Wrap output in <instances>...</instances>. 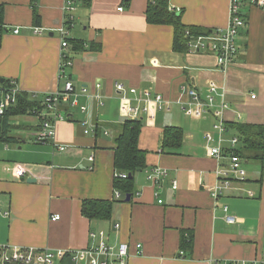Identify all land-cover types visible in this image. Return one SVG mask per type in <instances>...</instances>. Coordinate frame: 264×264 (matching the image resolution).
Returning <instances> with one entry per match:
<instances>
[{"label": "crops", "instance_id": "1", "mask_svg": "<svg viewBox=\"0 0 264 264\" xmlns=\"http://www.w3.org/2000/svg\"><path fill=\"white\" fill-rule=\"evenodd\" d=\"M0 3L6 5L7 27L0 46V79L16 80L22 92L41 101L62 89L59 28L67 26L71 79L78 90L85 87L100 95L81 98L85 112L78 107L68 110L67 119L56 123L55 142H35L37 115L10 119L15 140L0 141V212L9 211L0 213V245L78 250L94 245L91 234L97 233L111 243H127L128 264H212L264 257V166L243 162L246 179L234 177L214 198L219 164L208 156L205 142L214 120L194 119L178 106L159 113L154 121L144 120L140 147L148 151L147 168L135 175L133 198L121 196L109 220H90L81 211L85 199H113L121 193L114 187L113 137L126 117L118 109L117 80L171 99L184 85L205 93L217 82L228 89L227 122L264 123V10L243 6L247 25L237 39L239 55L224 72L212 53L173 50V27L146 21L148 0L128 5L125 0L78 2L71 14L65 10L66 0H37L41 33L34 30L32 0ZM170 7L180 11L187 25L224 29L229 23L230 0H170ZM68 15L73 19L67 21ZM74 40L83 42L85 49L75 50ZM84 121L90 128L99 126L97 132L85 133ZM168 125L184 129L182 145L171 152L162 148ZM56 143L67 149H56ZM153 166L168 170L157 188L147 179ZM18 168L25 169L24 176L17 174ZM54 214L60 219L52 220ZM227 215L236 221L228 222ZM190 232L192 247L182 256V235ZM65 262L72 264L69 258Z\"/></svg>", "mask_w": 264, "mask_h": 264}, {"label": "built area", "instance_id": "2", "mask_svg": "<svg viewBox=\"0 0 264 264\" xmlns=\"http://www.w3.org/2000/svg\"><path fill=\"white\" fill-rule=\"evenodd\" d=\"M83 0H66L65 10L71 14L78 2ZM244 5H250L264 10V0H230L229 23L224 29H212L207 34H194L191 30H186L187 52L191 54L212 53L216 56L217 66L220 70L226 72L235 62L239 55L240 48L237 39L240 32L247 25V20L242 12ZM121 6L119 10H122ZM68 15L67 21L72 20ZM39 26L34 27L35 33H41ZM15 33L19 29L13 30ZM62 37V59L60 63V76L64 79L62 89L49 93L45 96L42 105L44 110L37 116L40 119L39 129L35 135V142L47 143L56 139V123L67 119V112L70 108L78 107L80 111H87V105L81 103L83 96L100 98L98 93L91 94L85 87L77 89L74 81L68 77L69 68L73 66V59L67 53L68 47V29L67 26L59 28ZM66 50V51H65ZM118 93L119 111L128 119L154 121L161 112H169L173 106H178L180 110L194 119L212 118L214 121L212 127L205 133L206 150L208 156L215 159L219 164L217 174L220 175V183L213 191V197L219 198L223 189L229 187L232 179L245 180L247 173L243 167V159L237 153L240 144V137L232 134L228 128L226 112L230 109L227 99L228 89L220 87L217 82H211L208 90L202 93L198 88L191 85H184L180 88L181 92L177 98H167L163 93L151 88H140L128 85L121 80L114 84ZM102 84L96 83V88L100 89ZM22 92L17 81L10 79L5 83L0 79V115L15 106L18 102L19 93ZM253 98L256 95H252ZM239 118L241 117L238 114ZM86 126L85 133H95V125L90 128L91 123L84 121ZM56 149L65 151L66 145L56 143ZM90 161H94L91 156ZM93 169V165L89 167ZM17 174L24 176L25 169L18 168ZM115 176L126 178L127 173H117ZM168 176V170L161 166L150 168L147 179L155 188L162 186L164 179ZM177 188V182L173 183ZM155 195L158 196V190ZM253 196V192H250ZM121 193H116L115 198L120 199ZM162 199L159 200L162 203ZM224 211L228 212V206H224ZM2 212V211H1ZM4 215H9V211H3ZM60 214H54L52 220H59ZM230 223H234L236 218L230 215L226 216ZM115 224V228H119ZM91 237L96 243L90 247L78 250L72 249H53L38 247H19L13 245H0V264H66L68 258L72 264H128L130 257V246L125 243H111L92 233ZM138 248L141 244L137 245ZM140 251H138L139 253ZM183 256L184 251L180 252ZM140 254V253H139ZM212 264H264V257L253 260H214Z\"/></svg>", "mask_w": 264, "mask_h": 264}, {"label": "trees", "instance_id": "3", "mask_svg": "<svg viewBox=\"0 0 264 264\" xmlns=\"http://www.w3.org/2000/svg\"><path fill=\"white\" fill-rule=\"evenodd\" d=\"M35 24L40 26L41 15L36 5L37 0H32ZM83 3H90L91 0H83ZM131 0H125V5L130 4ZM170 7V0H148L146 8V21L153 25H169L174 29L173 50L186 53L187 39L186 30H191L194 34H207L212 29L203 28L197 25H187L182 21L181 13ZM6 5L0 3V46L2 35L7 30ZM75 50L85 49L83 42L73 41ZM70 56V55H69ZM71 57V56H70ZM72 58V57H71ZM71 68V67H70ZM68 77L71 74L68 72ZM10 79H4L8 83ZM46 96V95H45ZM45 98V97H44ZM43 98V100H44ZM43 100L33 99L25 92H20L18 102L11 106L4 115H0V141L11 142L15 137L10 134V119L17 115H37L44 110ZM228 128L240 137V144L237 153L243 162H257L264 166V123L249 122H227ZM144 126V120H132L125 118L115 127L114 131V169L117 173H127L126 178L115 176L114 187L121 192L125 198L127 195L133 198L135 194V175L147 168L148 151L140 147V135ZM99 127V126H97ZM96 127L95 132L98 128ZM184 129L180 126L168 125L164 128L162 135V148L171 152V149L180 147L183 142ZM15 140V139H14ZM130 174L132 176H130ZM120 199H100L90 198L82 202V214L90 220H109L111 219L116 203ZM125 200V199H123ZM193 235L186 233L182 235L181 249L186 250L192 247Z\"/></svg>", "mask_w": 264, "mask_h": 264}, {"label": "water", "instance_id": "4", "mask_svg": "<svg viewBox=\"0 0 264 264\" xmlns=\"http://www.w3.org/2000/svg\"><path fill=\"white\" fill-rule=\"evenodd\" d=\"M180 13V12H179ZM11 29H9V31H10ZM130 176H132L131 174H130ZM125 200L126 201H130L131 200V196L130 195H127L126 197H125Z\"/></svg>", "mask_w": 264, "mask_h": 264}, {"label": "rangeland", "instance_id": "5", "mask_svg": "<svg viewBox=\"0 0 264 264\" xmlns=\"http://www.w3.org/2000/svg\"><path fill=\"white\" fill-rule=\"evenodd\" d=\"M246 166H249V167H251L252 165H251V164H249V165H246ZM139 173H141V172H139Z\"/></svg>", "mask_w": 264, "mask_h": 264}, {"label": "bare ground", "instance_id": "6", "mask_svg": "<svg viewBox=\"0 0 264 264\" xmlns=\"http://www.w3.org/2000/svg\"><path fill=\"white\" fill-rule=\"evenodd\" d=\"M1 213V212H0ZM19 247H21V246H19Z\"/></svg>", "mask_w": 264, "mask_h": 264}]
</instances>
